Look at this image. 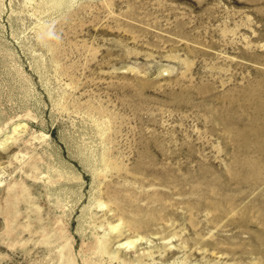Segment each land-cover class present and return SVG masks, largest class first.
Here are the masks:
<instances>
[{"label": "rangeland", "instance_id": "1", "mask_svg": "<svg viewBox=\"0 0 264 264\" xmlns=\"http://www.w3.org/2000/svg\"><path fill=\"white\" fill-rule=\"evenodd\" d=\"M0 264H264V0H0Z\"/></svg>", "mask_w": 264, "mask_h": 264}]
</instances>
